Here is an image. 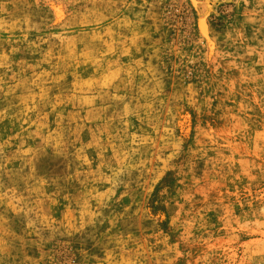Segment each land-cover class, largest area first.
I'll return each mask as SVG.
<instances>
[{"label": "rangeland", "instance_id": "1", "mask_svg": "<svg viewBox=\"0 0 264 264\" xmlns=\"http://www.w3.org/2000/svg\"><path fill=\"white\" fill-rule=\"evenodd\" d=\"M0 264H264V0H0Z\"/></svg>", "mask_w": 264, "mask_h": 264}, {"label": "bare ground", "instance_id": "2", "mask_svg": "<svg viewBox=\"0 0 264 264\" xmlns=\"http://www.w3.org/2000/svg\"><path fill=\"white\" fill-rule=\"evenodd\" d=\"M202 30H203L202 32L207 33V28L205 27V25L204 26L202 25Z\"/></svg>", "mask_w": 264, "mask_h": 264}]
</instances>
